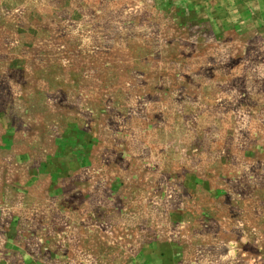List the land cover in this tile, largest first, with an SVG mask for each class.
Returning <instances> with one entry per match:
<instances>
[{
	"label": "rangeland",
	"instance_id": "rangeland-1",
	"mask_svg": "<svg viewBox=\"0 0 264 264\" xmlns=\"http://www.w3.org/2000/svg\"><path fill=\"white\" fill-rule=\"evenodd\" d=\"M0 264H264V0H0Z\"/></svg>",
	"mask_w": 264,
	"mask_h": 264
}]
</instances>
